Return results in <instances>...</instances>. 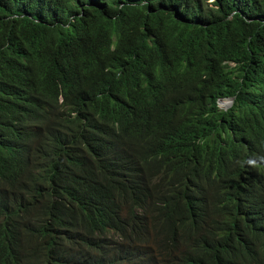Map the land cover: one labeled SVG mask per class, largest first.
<instances>
[{
    "label": "trees",
    "instance_id": "obj_1",
    "mask_svg": "<svg viewBox=\"0 0 264 264\" xmlns=\"http://www.w3.org/2000/svg\"><path fill=\"white\" fill-rule=\"evenodd\" d=\"M263 145L264 0H0V264H264Z\"/></svg>",
    "mask_w": 264,
    "mask_h": 264
},
{
    "label": "clouds",
    "instance_id": "obj_2",
    "mask_svg": "<svg viewBox=\"0 0 264 264\" xmlns=\"http://www.w3.org/2000/svg\"><path fill=\"white\" fill-rule=\"evenodd\" d=\"M228 100L230 101L229 108L233 105V99H221L217 101L218 108L223 111H227L228 109L222 108L219 106L221 101ZM264 146V145H263ZM259 162L264 166V155H261ZM114 242L116 243V247L119 249L121 246L125 247L126 250V241L124 239L115 238ZM62 240H56L57 247L62 246ZM67 252L69 253V258L66 260L67 264H101L103 262L104 257L101 254H97L91 247L87 245L86 242H79L75 240H70V244L67 247ZM108 261V260H107ZM110 262V261H108ZM116 264V263H114Z\"/></svg>",
    "mask_w": 264,
    "mask_h": 264
},
{
    "label": "bare ground",
    "instance_id": "obj_3",
    "mask_svg": "<svg viewBox=\"0 0 264 264\" xmlns=\"http://www.w3.org/2000/svg\"><path fill=\"white\" fill-rule=\"evenodd\" d=\"M222 104H224V107L225 108H227L228 106H229V104H230V101H228V100H225V101H221L220 102V106L222 107ZM223 107V108H224ZM98 143V142H97ZM89 155V154H88ZM91 156V155H90ZM91 158V157H90ZM99 164V163H98Z\"/></svg>",
    "mask_w": 264,
    "mask_h": 264
},
{
    "label": "rangeland",
    "instance_id": "obj_4",
    "mask_svg": "<svg viewBox=\"0 0 264 264\" xmlns=\"http://www.w3.org/2000/svg\"><path fill=\"white\" fill-rule=\"evenodd\" d=\"M219 106H220V104H219ZM224 107V104H222V108ZM230 107V106H229ZM229 107H227L226 109H228ZM225 108V107H224Z\"/></svg>",
    "mask_w": 264,
    "mask_h": 264
}]
</instances>
